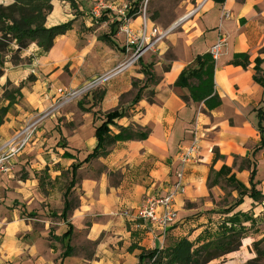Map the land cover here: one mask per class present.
I'll return each instance as SVG.
<instances>
[{
  "label": "crops",
  "instance_id": "crops-1",
  "mask_svg": "<svg viewBox=\"0 0 264 264\" xmlns=\"http://www.w3.org/2000/svg\"><path fill=\"white\" fill-rule=\"evenodd\" d=\"M88 2L91 0H75L76 7H72L70 3L53 0L45 28L71 22V29L56 37L48 52H42L32 43L20 52L25 64L6 63L8 66L2 79L21 85L22 97L4 117L0 144L35 116V111L41 112L46 102L49 103L55 85L63 89L78 88L128 61L127 54L121 51L123 47L117 44L116 28V33L110 36L116 47L100 40L101 36L110 34L112 22L120 20L118 15L110 13L104 21H99L102 12L96 17H86L83 7ZM184 2L185 12L180 19L186 17L181 23H187L180 24L183 29L188 23L194 25L188 27L187 34L181 33V42L177 44L171 38L169 47L165 46L173 53L166 66L167 72L163 62L157 61L153 65L156 81L152 83V103L142 96L133 103L136 91L132 81L141 80L142 74L141 68L131 65L102 85V95L96 105L93 98L98 91H90L89 95H83L86 96L85 103L78 101L72 106V133L71 136L63 135L65 142L59 158L53 163L55 171L50 172L54 181L69 171L67 186L72 180L71 166L83 161L96 146L95 128L106 113L114 110L125 113L109 127L111 135L117 134L120 128L149 131L145 140L119 141L104 147L103 155L77 169L71 192L76 195V205L68 214V220L73 226V235L76 231L83 232L89 241L97 242L91 259L83 260L82 264L148 263L146 258L140 261L138 257L155 249L164 252L180 238L195 241L204 230L215 234L224 219L237 212L249 214L254 220L253 223H242L246 231L242 234L240 247L207 264H244L256 257L254 243L264 239V146L257 149L260 135L256 114L258 109L264 108V88L252 78L254 60L264 57V0H224L223 4L211 0ZM11 3L12 0H0L3 6ZM197 6L200 7L198 14L188 17ZM224 11L228 12V18L223 17ZM210 12L218 13V22L213 23L207 18ZM220 36L226 38V43L215 61L213 81L221 104L208 110L203 103L192 102L188 90L176 87L174 83L183 69L194 66L197 55L210 52ZM161 43L158 48L162 47ZM240 53L249 57L246 69L231 64L233 56ZM142 63L146 65V62ZM67 65L71 74L64 71ZM261 68L264 70V64ZM87 101L91 103L87 104ZM6 105L7 101L2 107ZM41 135L35 133L26 148L12 159V173L0 177V195L8 185L6 183L15 178L18 160L24 158L23 155L28 157L43 152L45 139L40 140ZM193 140L197 141L198 147L196 159L183 167L185 193L174 199L178 215L176 223L163 230L147 220L134 221L122 216L124 211H135L148 198L172 192L175 173L180 169L178 153ZM214 151L219 155L216 161ZM47 170L48 166H45L44 171ZM252 171L255 189L263 198L254 201L244 196L240 205L222 216L205 213L219 207L227 186H232L231 197L238 201L236 185L249 190ZM38 183L31 175L10 188L15 189V192L11 191L14 197L11 203L17 202L24 208L11 210L0 201V264L60 263L65 246L59 240L62 222L53 217H40V214L43 209H50V214L62 211L67 186L60 194L57 187L42 194L40 190L38 192V186L41 187ZM37 197H41V204L34 206ZM43 202L44 208L41 207ZM28 214L31 215L28 217ZM54 224L60 226V234L58 232L54 239L61 245L52 244L48 238ZM262 244L264 241L258 249ZM72 255L66 257L63 264H68Z\"/></svg>",
  "mask_w": 264,
  "mask_h": 264
},
{
  "label": "trees",
  "instance_id": "trees-1",
  "mask_svg": "<svg viewBox=\"0 0 264 264\" xmlns=\"http://www.w3.org/2000/svg\"><path fill=\"white\" fill-rule=\"evenodd\" d=\"M53 0H12V3L7 6L0 5V55L7 54V48L10 44L15 43L17 52H21L28 48L32 43H36L37 47L42 52H48L56 37L64 35L71 29V22L61 24L51 28H45L46 17L52 10L51 2ZM70 3L72 7H76L75 0H58ZM144 0H131L130 7L124 14V19L133 20L139 15L140 5ZM215 4H223L224 0H211ZM114 14L110 10H106L101 13L99 21L106 20L108 14ZM122 20H114L110 26V34L100 37V40L105 41L112 47H116L114 42L110 40V36L116 32L114 28L122 25ZM122 52L126 51V48H121ZM138 64L141 67V74L146 76V83L156 81V76L153 73L148 72L147 68L151 66L144 65L141 59H138ZM214 64L210 53L197 55L194 59V66L187 67L181 71L174 85L176 87L185 88L189 92V98L194 103H203L205 108L213 110L220 106L221 101L214 88ZM234 66H240L246 69L249 66V57L245 53L235 54L231 61ZM264 64V57L256 58L253 66V81L264 88V70L261 65ZM168 67H165L164 71H168ZM31 79V78H30ZM146 83L138 89L133 103H137L141 99V91L145 89ZM9 85V82L6 83ZM136 84L133 82L132 87ZM21 88L19 85L17 88H12L11 92H5L3 99L7 101L5 107L0 108V126L4 123V117L10 107L16 104L21 99ZM154 92L151 91V95L148 101L152 103V97ZM258 123L257 131L260 135V144L257 149L264 146V108L256 111ZM125 116L122 111L114 110L104 115L102 122L95 128V138L97 144L94 149L89 152L86 157L79 164L71 166V181L64 192V206L60 213H52L50 217L57 218L62 222V232L59 240L65 243L64 251L60 255V263L63 264V260L73 254V248L70 246V240L73 235V226L68 220V214L73 208V202L69 199L72 189L75 184V173L77 169L83 163H88L93 159L103 155L104 147L112 145L119 141L128 140H145L148 137L149 131L147 129L133 130L131 128H120L119 132L115 135L110 134V126L115 124L116 120H119ZM256 149V150H257ZM68 157L71 154L65 153ZM219 158L217 152L214 151V161ZM254 171L250 173V189L246 190L240 184L236 187L239 192V200L236 201L231 207L227 208L225 214H228L234 210L238 205L242 203V198L248 196L249 198L257 201L263 196L259 191L255 189L253 183ZM229 181L233 182L230 178ZM253 218L249 214H243L240 212L233 213L227 219L217 227L214 231L215 234H211L207 230H204V234H200L195 241H189L187 238H180L175 241L164 252L153 250L147 254H141L138 258L140 261L146 258L149 264H207L214 259H218L230 252L237 250L240 247V241L242 234L246 231L243 222L253 223ZM260 242L254 243V250L256 257L247 261L244 264H260L264 260V251L258 249ZM233 244H235L233 246ZM233 246V247H232Z\"/></svg>",
  "mask_w": 264,
  "mask_h": 264
},
{
  "label": "rangeland",
  "instance_id": "rangeland-1",
  "mask_svg": "<svg viewBox=\"0 0 264 264\" xmlns=\"http://www.w3.org/2000/svg\"><path fill=\"white\" fill-rule=\"evenodd\" d=\"M131 0H91V2H88L83 7V15L84 12L87 13L86 17H94V12H97L99 14L100 12H103L105 10H110L114 12L116 15H118L119 18H121L125 14L128 8L130 7ZM185 0H144L140 5L139 10V16L137 20L134 22V20H127L124 24L119 25L117 27V34L118 37L116 38L117 44L120 47H125L126 51L124 52L127 54L129 61L133 60V58L136 56L137 50L138 52L143 50V52L140 54V59L148 65V63L151 64L149 68H147L148 72L152 73V70H154L153 65L157 61L163 62L164 65L163 69L168 64V61L172 58V51L169 47L170 40L173 38L177 44L181 42V33L184 32L185 34L188 33L187 29L188 27L193 28L194 23H188L187 26L183 29L181 24L174 25L173 24L180 19V17L185 12ZM190 3H194V0H189ZM73 10V9H72ZM79 13V10H78ZM208 19L213 20V23L218 22V13H209ZM199 16L201 14L199 13ZM146 23L148 26V32L150 33L153 29H157L160 32L168 31L167 35L162 38L161 41L155 43L153 42L154 39L150 37L149 44L144 43L141 44L140 39L137 40V42L134 45H130L128 43V36L124 33L122 28L126 26H129L131 30L137 35L140 26L142 24ZM187 22H184L182 25H185ZM108 31V29H107ZM101 33V32H99ZM162 42V47L158 48L159 43ZM36 44V43H34ZM149 45V48L146 49ZM146 49V50H145ZM7 54L0 55V108L5 104V100L3 99V94L5 92H11L12 88L19 87L18 85L13 84L11 81H4L2 79V76L5 73L6 67L8 64L12 65H20L21 63L25 64L26 60H22L20 57V53L17 52L16 44L12 43L7 48ZM164 50V51H163ZM160 51L162 52V55L158 57ZM161 59V60H160ZM24 61V62H23ZM29 61V59H28ZM10 62V63H9ZM133 65L136 67H140L138 64V60L134 61ZM68 65L64 68V71L68 74H71L72 71H68ZM141 70V69H139ZM138 70V71H139ZM137 71V72H138ZM154 72V71H153ZM9 82V85H6V83ZM135 83L136 86L133 87L134 90L138 91L139 88H141L146 83V76L142 74V79H134L132 83ZM27 83V82H26ZM152 82L146 83V88L141 91V96L145 98H149L152 91ZM50 84V83H48ZM56 87L52 90L53 92L50 93L49 96V103L46 102L45 107L41 109V112L35 111L36 114L28 122H32L35 120L38 116L45 112H49L52 115L47 120H43L39 123L37 130L35 133L42 134L40 140L45 139L44 145L42 147L43 152L39 153V155H33V156H24V158H21L18 160L16 164V174L15 178L6 184V188L4 187L2 194L0 195V201L1 203H5L8 207V209L11 208H17L20 209V207L24 208L25 206H20L17 202H12V199L14 198L11 194L12 192H15V189H10L14 187L15 184H17L18 181H22L25 179H29V176L33 175L40 184L41 187L38 186V192L42 194H46L47 190L52 188L53 190L57 187L59 190V194L65 187L67 186L69 180H70V172L65 171L63 172L58 178H56L54 181L51 179L50 172L52 173L55 171V166H53L54 159L59 158V154L61 152L62 143H64L65 138L63 135L71 136L73 123L71 121L72 119V106L74 103H77L78 101H81L82 103H85L84 100H86V96L76 97L70 101H66L68 99L67 94L70 90H74L76 88L67 87L66 89L60 88V85H55ZM59 87V88H58ZM79 88V87H78ZM101 88L103 86H99L96 89H93L91 92L95 93L96 96L93 98V102L96 105L98 101L100 100V94L102 92ZM89 95V93H88ZM87 95V96H88ZM102 95V94H101ZM135 95L133 96L132 100H134ZM87 104H90L91 101H87ZM18 103V102H17ZM45 166H48V170L44 171ZM12 184V185H10ZM232 186H227V188L224 189V195L221 197V201H219V207L217 209H214L212 211H209L208 213L205 211V213L208 215H211L213 213H216L220 216L225 213L227 208L230 205H233L236 199H232V193L231 189ZM57 194V195H59ZM70 200H72L73 205H76V195H71ZM41 204V197L35 198L34 206ZM44 208V202L42 203V206ZM40 207V208H41ZM12 210V209H11ZM43 214H40V217H50V209L49 211H46L45 209L42 210ZM212 212V213H211ZM23 213L22 215H25ZM31 214H28V217ZM34 216V214H33ZM56 219H54L53 222H55ZM214 225L216 224L215 221H213ZM59 225L52 226L50 228L51 233L48 234L49 240L54 245H61L58 241L54 239V236L59 232ZM86 230V229H84ZM60 234V232H59ZM97 242H91L89 241L85 234L83 232L76 231L75 234L72 237L71 245L74 248V253L72 255V258L67 261L68 264H82L83 260L87 261L91 259L92 253L95 249ZM235 244H233L234 246ZM232 246V247H233ZM260 250L264 249V244L260 245ZM219 260V258H218ZM84 261V263H85ZM142 264H149L147 261H144ZM260 264H264V260L260 262Z\"/></svg>",
  "mask_w": 264,
  "mask_h": 264
},
{
  "label": "built area",
  "instance_id": "built-area-1",
  "mask_svg": "<svg viewBox=\"0 0 264 264\" xmlns=\"http://www.w3.org/2000/svg\"><path fill=\"white\" fill-rule=\"evenodd\" d=\"M200 7H194L192 11L188 14V17L193 14H198ZM94 16L96 17L98 14L94 12ZM120 18L123 24L127 21L124 19V14ZM223 17L228 18V12H223ZM125 34L128 36V43L130 45H134L138 39H140L141 44L147 43L149 44L150 37L154 39L153 42L157 43L162 40L164 36L167 35L168 31L160 32L157 29H153L150 33L148 32L146 23L140 26V29L135 35V33L131 30L129 26L124 25L122 28ZM226 43V38L224 36H220L217 42L210 48V55L213 60L216 61L221 53L222 47ZM149 48V45L146 49ZM145 49V50H146ZM143 50H137L136 56L133 60L128 61L122 65L117 66L112 71L98 76L91 81L87 82L83 86L76 88L74 90H70L67 94L68 99L66 101H70L76 97H81L93 89L98 88L103 85L105 82L111 79V77L121 71L125 70L128 66L133 65L134 61L140 59V54ZM50 113L45 112L38 116L32 122H27L21 129L16 131L10 138L5 140L0 144V177L6 174H10L13 171L12 159L16 157L21 151H23L26 146L31 142L39 123L46 118ZM197 141L193 140L191 145L188 147L182 148L178 153V162L180 164V169H178L175 173V179L172 184V192L168 193L165 196H157L151 197L145 200V202L137 208L135 211H124L122 216L126 218H131L134 221L137 220H147L153 225L160 226L163 230L170 227L174 223H176L178 219L177 211L174 206V199L177 195L185 193V183H184V173L183 167L187 164H191L196 159L197 152Z\"/></svg>",
  "mask_w": 264,
  "mask_h": 264
},
{
  "label": "bare ground",
  "instance_id": "bare-ground-1",
  "mask_svg": "<svg viewBox=\"0 0 264 264\" xmlns=\"http://www.w3.org/2000/svg\"><path fill=\"white\" fill-rule=\"evenodd\" d=\"M183 19H186V17H183V18H181L180 20H178L177 22H175V23L173 24V26H174V25H179V24L183 21Z\"/></svg>",
  "mask_w": 264,
  "mask_h": 264
}]
</instances>
